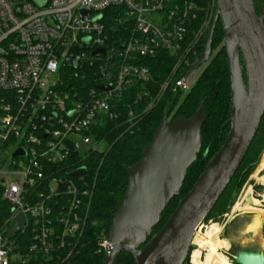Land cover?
Segmentation results:
<instances>
[{
	"label": "built area",
	"instance_id": "built-area-1",
	"mask_svg": "<svg viewBox=\"0 0 264 264\" xmlns=\"http://www.w3.org/2000/svg\"><path fill=\"white\" fill-rule=\"evenodd\" d=\"M215 2L0 0V189L9 206L0 223V264L69 261L91 195L86 168L71 174L83 167L75 159L102 148L97 128L106 120L134 117L120 101L133 83L150 79L140 59L161 50L175 58L147 107L169 85L173 93L190 88L183 73L194 43L210 26ZM201 10V26L192 36L191 23ZM108 16L124 28L117 45L109 40ZM148 92L137 91L134 102ZM17 215L23 225L8 237ZM98 245L108 252L107 237Z\"/></svg>",
	"mask_w": 264,
	"mask_h": 264
},
{
	"label": "water",
	"instance_id": "water-1",
	"mask_svg": "<svg viewBox=\"0 0 264 264\" xmlns=\"http://www.w3.org/2000/svg\"><path fill=\"white\" fill-rule=\"evenodd\" d=\"M217 21L228 63L227 135L162 226L152 233L161 212L179 192L203 141L201 109L189 118L158 123L142 157L125 169L127 184L108 229L109 246L103 264H111L114 255L122 251L131 254L132 264H183L194 248L191 242L197 227L229 184L258 130L264 113V0H216L203 50L186 68L183 78L209 58ZM83 42L87 45L88 38ZM72 51L76 53L75 47ZM96 51L103 52V48ZM84 171L80 167L71 174ZM254 188L264 192V185ZM22 225L23 218L17 215L7 236L12 237ZM232 257L235 264H264L262 251L237 250Z\"/></svg>",
	"mask_w": 264,
	"mask_h": 264
},
{
	"label": "trees",
	"instance_id": "trees-1",
	"mask_svg": "<svg viewBox=\"0 0 264 264\" xmlns=\"http://www.w3.org/2000/svg\"><path fill=\"white\" fill-rule=\"evenodd\" d=\"M260 1L263 2V0ZM200 4L205 5L204 2ZM107 11L110 12V10ZM204 14L203 10L198 11L197 19L192 21L190 26L192 36L201 26ZM106 24L109 40L117 45L123 36V26L114 22L113 16L107 17ZM207 31H203L194 43L195 54H192L190 61L193 62L195 56L202 52ZM139 61L149 66L151 70L150 79L144 83H133L130 87V95L120 101L121 105L129 104L134 117L130 121H125L122 116L114 121L106 120L97 128L102 140V148L88 153L79 161L76 159L74 161V164H81L86 168L91 195L85 224L66 264H103L105 254L98 242L103 237H107L112 216L122 200L127 184L125 169L142 157L143 148L151 143L153 133L162 119L189 118L198 109H201L203 141L196 160L186 170L179 192L174 195L161 212L158 223L152 228V233H155L162 226L175 208L177 200L190 189L206 162L218 151L227 135L230 112L228 63L223 46L222 28L218 21L213 32L210 56L203 63L194 83L184 94L173 93L171 85H169L164 89L160 98L147 107L149 97L163 83L175 63V58L169 51L161 50L154 57L142 58ZM140 90L149 91L148 95H141L138 101L134 102L137 98L136 93ZM181 95H183V100L175 107ZM123 110L122 108V112ZM263 147L264 113L246 154L210 213L216 208H219L220 212L223 211L222 200L227 196L229 186L233 184L240 186L244 182L252 171L254 162L262 152ZM200 156L201 160H199ZM193 169L194 176L190 178V172ZM8 214L9 206L2 199L0 189V223L7 218ZM119 259L124 261L123 264L133 263L131 254L122 251L114 255L111 264H118ZM183 264H189L187 259Z\"/></svg>",
	"mask_w": 264,
	"mask_h": 264
},
{
	"label": "rangeland",
	"instance_id": "rangeland-1",
	"mask_svg": "<svg viewBox=\"0 0 264 264\" xmlns=\"http://www.w3.org/2000/svg\"><path fill=\"white\" fill-rule=\"evenodd\" d=\"M207 29L208 26H205L203 30L207 31ZM202 67L203 64L189 74L187 79L189 85L194 83ZM182 100L183 95L179 97L175 107L178 106ZM8 152L11 153L12 149H9ZM199 160H201V156ZM193 171L194 169L190 172V178L194 176ZM261 177H263V180H260ZM256 185H264V147L254 162L252 171L244 182L240 186H236V184L229 186L227 196L222 200V205H224L223 211L220 212L219 208H216L210 213L207 219H204L199 225L200 229L203 231L205 226L212 222L217 223L221 227L219 236L229 241V248H222L219 250V253H221V257L229 264H235L232 256L237 250L264 252V244L262 241L264 238V202L255 205H247L245 198L247 196V191L250 189L253 197L261 200L262 192L254 188ZM236 204H238L237 209L234 208ZM254 219L256 220V225L251 228V230H245L246 224L252 223L251 221ZM190 254L191 250L187 257V263L189 264H191L189 258ZM123 262L122 259L117 261L118 264H123Z\"/></svg>",
	"mask_w": 264,
	"mask_h": 264
},
{
	"label": "bare ground",
	"instance_id": "bare-ground-1",
	"mask_svg": "<svg viewBox=\"0 0 264 264\" xmlns=\"http://www.w3.org/2000/svg\"><path fill=\"white\" fill-rule=\"evenodd\" d=\"M260 180H263V177H261ZM245 198L247 201V205L259 204L260 202H264V192L261 194V200L260 199L258 200L255 197H253L249 189L247 191V196ZM237 206L238 204H236L234 208L237 209ZM251 222L252 223H249L248 225L246 224L245 230H251V228H253L256 225L255 219L252 220ZM198 227L192 238V243L194 244V248L191 249V254L189 257L190 263L191 264H229L221 257L220 255L221 253H219V250H221L222 248H226V249L229 248V241L225 238H220L219 236L221 227L214 222L205 226L204 231L201 230L200 227L199 228Z\"/></svg>",
	"mask_w": 264,
	"mask_h": 264
},
{
	"label": "crops",
	"instance_id": "crops-1",
	"mask_svg": "<svg viewBox=\"0 0 264 264\" xmlns=\"http://www.w3.org/2000/svg\"><path fill=\"white\" fill-rule=\"evenodd\" d=\"M257 227H258V226H257ZM257 227H256V228H257ZM262 241H263V244H264V238L262 239Z\"/></svg>",
	"mask_w": 264,
	"mask_h": 264
}]
</instances>
